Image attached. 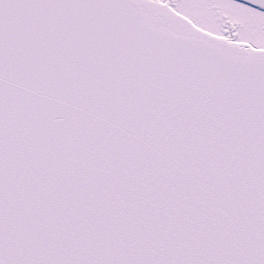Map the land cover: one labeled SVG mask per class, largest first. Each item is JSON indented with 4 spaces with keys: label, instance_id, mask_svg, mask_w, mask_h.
<instances>
[{
    "label": "snow or ice",
    "instance_id": "1",
    "mask_svg": "<svg viewBox=\"0 0 264 264\" xmlns=\"http://www.w3.org/2000/svg\"><path fill=\"white\" fill-rule=\"evenodd\" d=\"M0 264H264V0H0Z\"/></svg>",
    "mask_w": 264,
    "mask_h": 264
}]
</instances>
